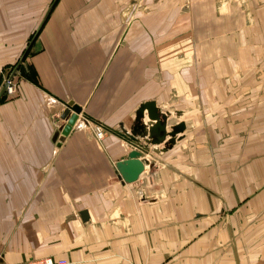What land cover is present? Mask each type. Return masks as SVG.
Segmentation results:
<instances>
[{"label":"crops","instance_id":"0c3cea01","mask_svg":"<svg viewBox=\"0 0 264 264\" xmlns=\"http://www.w3.org/2000/svg\"><path fill=\"white\" fill-rule=\"evenodd\" d=\"M52 1L0 0V97ZM13 82L0 264H264V0H57Z\"/></svg>","mask_w":264,"mask_h":264},{"label":"water","instance_id":"95a60500","mask_svg":"<svg viewBox=\"0 0 264 264\" xmlns=\"http://www.w3.org/2000/svg\"><path fill=\"white\" fill-rule=\"evenodd\" d=\"M57 0H53L50 4L49 8L47 9L44 18L42 19L39 27L31 37L28 45L26 46L25 50L23 51L21 57L19 58L18 62L13 67L10 73V79L14 77V75L18 72L19 67L21 66L26 53L30 49L31 45L33 44L34 40L36 39L38 33L40 32L41 28L43 27L44 23L46 22L50 12L52 11L55 3ZM2 93H4V88L2 89ZM144 110L147 111L148 118L151 121L156 123L158 129L163 130V120L161 115H159L157 109L155 108L153 103H147L142 105L140 112ZM70 112H72L70 114ZM80 113V109L75 105L68 104L66 109L63 111L61 115L62 120H66V123L60 125L56 130V136L60 135L62 138L68 136L72 127L74 126L76 120L78 119V115ZM69 115V117H67ZM143 152L137 148H132L129 153L125 157H122L120 161L115 164V167L120 174L121 178L125 183H133L138 180L139 176L145 170V165H147V161L142 159Z\"/></svg>","mask_w":264,"mask_h":264},{"label":"built area","instance_id":"2783aa9c","mask_svg":"<svg viewBox=\"0 0 264 264\" xmlns=\"http://www.w3.org/2000/svg\"><path fill=\"white\" fill-rule=\"evenodd\" d=\"M8 71H9L8 73L4 72L2 74V85L4 88V93L9 95V96H12L15 92V84L13 82L14 77L12 79H10L9 77H10V73H11L12 69H10ZM58 127H57V129H58ZM92 132H93L94 138L97 142H99L103 139L104 129L101 126L93 125ZM64 263H65L64 261H55L51 258H46V259H39V260H32V261H24V262H21L19 264H64Z\"/></svg>","mask_w":264,"mask_h":264},{"label":"trees","instance_id":"16d2710c","mask_svg":"<svg viewBox=\"0 0 264 264\" xmlns=\"http://www.w3.org/2000/svg\"><path fill=\"white\" fill-rule=\"evenodd\" d=\"M28 52H29V50H28ZM28 52L26 53V55L28 54ZM26 55H25V57H26ZM24 59H25V58H24ZM12 69H13V67H12ZM19 69H20V67H19ZM19 69H18V70H19ZM4 94H5V93H4ZM4 94H3V96L0 97V101H3Z\"/></svg>","mask_w":264,"mask_h":264},{"label":"bare ground","instance_id":"6f19581e","mask_svg":"<svg viewBox=\"0 0 264 264\" xmlns=\"http://www.w3.org/2000/svg\"><path fill=\"white\" fill-rule=\"evenodd\" d=\"M133 148H135V147H133ZM142 151H143V150H142ZM143 152H144V151H143ZM147 162H148V160H147ZM149 165H150V164H149V162H148L147 165H145V170L149 168ZM145 170H144V171H145Z\"/></svg>","mask_w":264,"mask_h":264},{"label":"rangeland","instance_id":"374dc122","mask_svg":"<svg viewBox=\"0 0 264 264\" xmlns=\"http://www.w3.org/2000/svg\"><path fill=\"white\" fill-rule=\"evenodd\" d=\"M9 70V69H8ZM4 73V71L2 72V74Z\"/></svg>","mask_w":264,"mask_h":264}]
</instances>
